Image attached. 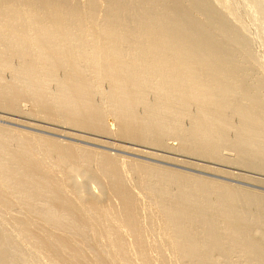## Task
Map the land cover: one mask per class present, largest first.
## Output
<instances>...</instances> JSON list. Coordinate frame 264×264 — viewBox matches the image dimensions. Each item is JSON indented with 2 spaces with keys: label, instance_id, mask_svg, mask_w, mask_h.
I'll list each match as a JSON object with an SVG mask.
<instances>
[{
  "label": "bare ground",
  "instance_id": "obj_1",
  "mask_svg": "<svg viewBox=\"0 0 264 264\" xmlns=\"http://www.w3.org/2000/svg\"><path fill=\"white\" fill-rule=\"evenodd\" d=\"M220 1L0 0V112L264 173V41ZM192 173L0 124V264H264V191Z\"/></svg>",
  "mask_w": 264,
  "mask_h": 264
},
{
  "label": "rangeland",
  "instance_id": "obj_2",
  "mask_svg": "<svg viewBox=\"0 0 264 264\" xmlns=\"http://www.w3.org/2000/svg\"><path fill=\"white\" fill-rule=\"evenodd\" d=\"M254 1H256L257 3L260 4V5L257 4L259 7L257 5L255 6L256 3ZM219 3H220V6L227 12L234 9L233 13L234 12L236 13V14H234L235 17H237V18H235L236 21L238 20V23L241 22L240 24H242L244 29H246L247 31H249V28H250V31L253 28L254 30H252V31L254 32L253 33L255 36L254 38L258 37L259 39L258 38L257 39L260 40L258 42L262 41L261 43L263 44V41H264V35H263L264 34L263 33L264 32V20H263L264 19V13H263L264 12V0H262V1L261 0H252V2H251V0H242V1L241 0H229V1L226 0L227 4L225 3V0H221ZM224 4H225V6H224ZM228 5L229 6L233 5V7H235V8H233L232 6H231V8H228L227 7ZM256 8H257V11L255 10ZM249 9H250V11H249ZM237 10L241 11V13ZM256 12H257V14H256ZM238 13H240V14H238ZM247 13H248V15H247ZM258 13H261L260 17L263 16V19H260ZM252 16L255 17V19L251 18ZM258 17L260 20L258 19ZM250 18L253 19L254 22L251 21ZM243 20L244 21L246 20L248 22V24L246 21L244 22ZM248 20L251 21L252 24L256 23V24H254L255 26L253 25V27L251 28L250 22ZM258 26H259V28H258ZM245 27H248V28H245ZM260 28H262V29H260ZM259 32H260V34H257ZM255 34H257V35H255ZM262 38H263V40H262ZM262 46H264V44ZM262 51H263V49H262ZM28 122L35 123V124L32 125V124H29ZM37 123H39V124L37 125ZM108 123L112 125L113 121L111 118L108 119ZM0 124L6 125V126H11V127H14V128L20 129V130H24V131L46 134V135H49V136H52L55 138L72 141V142L80 144V145L82 144L83 146L86 145L87 147L89 146L91 148L94 147V148H97L100 150H106L108 152L118 154V155H121L124 157L134 158V159H138V160H145V161L150 162V163L153 162L154 164L179 169V170H182L186 173H190V172L192 173L193 172L192 174L201 175L203 177L213 178V179L221 180L224 182H229L232 184H238V185L246 186V187H249L252 189L264 191V173L259 174V172H254L251 170L245 171V170L239 169L237 167H234L232 165V163L231 164L226 163V162L213 163V162L206 160V159L200 160L197 157H193V156L191 157L190 155L189 156L188 155L182 156V155H178L177 153H175V154L172 152L168 153V151H162V150L155 149V147H153V146L149 147V145L146 146L145 144H141V143L139 144V142L127 141L125 139H120L116 136L115 137L114 136L108 137L107 135H101V134H96V133L94 134V133H87V132H78V131L73 130L71 128L68 129V127L52 126L51 124L49 125L48 123L31 120V119L21 117V116H17V115L16 116L11 115V114H8V113L2 112V111L0 112ZM40 124H42L44 126L40 127L39 126ZM49 127H51V128L56 127L55 129H57V130L54 131V129H50ZM58 130H60V131H58ZM48 131L57 132V134L51 133ZM58 133H61L62 135H59ZM63 135H65V136L68 135L71 138L65 137ZM169 141L171 143H174V144L177 143L176 139L173 140V138L172 139L170 138ZM136 149H138V150H136ZM92 185L93 184H90V187L94 188V190H97L96 186H94V185L92 186Z\"/></svg>",
  "mask_w": 264,
  "mask_h": 264
}]
</instances>
